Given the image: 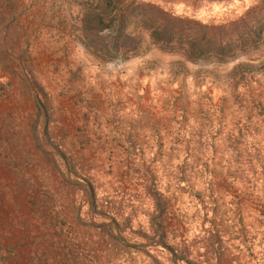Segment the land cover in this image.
Masks as SVG:
<instances>
[{"label": "rangeland", "instance_id": "374dc122", "mask_svg": "<svg viewBox=\"0 0 264 264\" xmlns=\"http://www.w3.org/2000/svg\"><path fill=\"white\" fill-rule=\"evenodd\" d=\"M128 1L102 59L94 0H0V264H264V0ZM155 10L244 46L164 49Z\"/></svg>", "mask_w": 264, "mask_h": 264}, {"label": "trees", "instance_id": "16d2710c", "mask_svg": "<svg viewBox=\"0 0 264 264\" xmlns=\"http://www.w3.org/2000/svg\"><path fill=\"white\" fill-rule=\"evenodd\" d=\"M130 2L120 4V0H94L93 5L82 10L80 19L84 20V26L87 29L97 30L104 26L110 27L108 34L97 37L96 41H94L95 37L91 40L90 38H81L82 44L94 55L102 59H112L118 55L125 56L138 51L140 45L135 42V30L127 29L124 21ZM155 12L156 17L147 22L142 18L141 24L145 28L146 36L150 42L164 49L178 46L185 50L187 56L196 58L199 55H204L206 51L222 54L229 49L237 50L244 46L245 38L243 36L240 38V31H237L233 37L226 38L214 35L209 31H207V36L204 32L199 35L192 26L175 24L170 19L172 17L165 16L157 10ZM260 18H263L264 21V15H260L258 19ZM86 201L88 210L91 209L95 214L99 212V205L92 196ZM3 259H5L4 255L0 256V260Z\"/></svg>", "mask_w": 264, "mask_h": 264}]
</instances>
